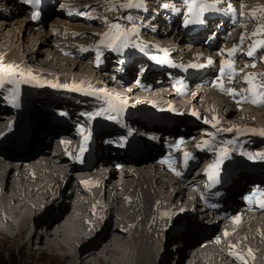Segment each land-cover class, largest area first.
I'll list each match as a JSON object with an SVG mask.
<instances>
[{
  "label": "bare ground",
  "instance_id": "6f19581e",
  "mask_svg": "<svg viewBox=\"0 0 264 264\" xmlns=\"http://www.w3.org/2000/svg\"><path fill=\"white\" fill-rule=\"evenodd\" d=\"M44 1L47 0H40V4L38 6L29 5L30 7L26 10L27 6L25 4L22 5L23 0H6L5 2L10 3L13 10L7 11L3 7H0V18H2L0 19V43L3 40L1 34L6 28V25L13 26V23H9L7 20L11 16L15 15L17 19L15 18L14 22L21 25L16 32V34H18V39L21 38L20 40L24 39V35L29 34V32L34 28L31 27L29 23L31 21L36 22L38 29H40V45H46L50 48L42 54H45V58L47 60L50 59V56L52 57L51 60L54 62L53 67L62 70L65 68L69 69L68 67L70 65V74H72L77 67L80 69L81 65H84V67L88 66L91 69L92 66L89 64V58H91L90 52H94V50L91 49L90 51L81 52V49L82 47H85L84 43L86 41L89 42L93 40L94 37H97L98 33L104 34L105 32L95 31L97 30L96 28L90 30V27L93 24L86 26L87 23H85V25H80L85 29L78 28L74 33L76 34L75 37L83 33L84 35L88 34L89 36L87 35V38L83 37L85 38V41H78L74 39V37L69 40H65L64 42H60L54 36V33H50V29H43L46 21L53 18L56 20L52 23L53 28L58 29L65 26L66 24L62 26L59 20H57V17L72 18V16L80 11L74 9L78 3H82L80 6H83V9L85 8L84 5L94 7L93 11H90V9H88L89 7H87V14L93 16L91 19L93 21H97V26L102 27L103 24L100 23L105 22L106 20L95 12V10H97L95 8L99 6V1L94 0L92 3L91 0H48L49 2L47 3ZM66 1L69 3L68 8L71 6L73 7L68 10L71 12V15L64 12L67 10L63 7V4ZM150 1L149 3L146 1V3L154 6V2L151 3ZM160 1L165 3L170 2V4H173L175 7H178V3H180L179 0ZM211 1L214 3V0ZM229 1H232V3L243 2L240 0ZM246 1L256 3L260 2L264 4V0ZM3 2L4 1H1V3ZM155 2L157 3V1ZM216 2H221V4L225 5L226 1L222 2V0H216ZM89 3H91V5H89ZM181 5L184 6V3L182 2ZM10 6L9 9L11 8ZM184 8L186 7L184 6ZM36 10L41 13V16L44 15V17L41 18L39 16L38 20H33L31 18L30 22H28V18L19 17L21 14L24 17L31 11L36 12ZM136 12L138 14L140 13L139 11ZM24 13L28 14L23 15ZM146 17L147 16H145V18ZM242 17V21L247 20V17L250 18L247 13ZM160 18L161 17H158L157 20ZM69 20L76 23L70 24L71 26L68 25V27H72L74 25L76 27L78 23L80 24V21L72 19ZM77 20H79V18ZM258 20L261 21L262 18ZM226 23L227 21L224 22V24ZM151 25L152 23L146 25H140L138 22L131 23V26H139L140 28L139 34H133L132 37L138 41L148 44L149 46L159 48L163 52H170L171 54L178 51L180 54H184L196 47L194 50L197 51L199 56H197L196 52H194L187 54L188 57L185 59L177 57L185 62L203 63L206 62V60H204L206 57L209 61H212L213 64L220 66V61H225V58L222 56L227 57V52H225L224 49L231 46L232 43L229 44V42L233 41L230 40L226 44H223L220 40H217L213 46H209V44L204 42V39L199 36V34L190 38L188 35L183 33L180 25L171 30H164L158 27L155 34H150ZM251 25L252 23H248V26ZM242 28L243 27L241 25H238L236 32L241 31ZM33 32L34 31L32 30L31 33ZM173 33L177 35L178 41L176 42L173 39L176 42V46L170 47L168 39L165 42L164 39H162V36L169 37ZM31 37L38 41V39H36L33 35ZM102 38L103 36L100 39L92 41L93 43L90 45H96L97 47L100 45ZM184 43L188 44L187 48L183 47ZM247 44L248 43L243 45L239 44L240 47L236 48V55L234 57L236 64L234 71L237 74L236 77L232 78L231 82H229V84L233 87L240 84L245 85L246 83L242 82V76L246 74H259L257 75L258 78L264 81V58L262 59L264 51H260L250 60V58L246 55ZM21 48L22 45L12 48L11 52L4 55L5 57L2 58V60L4 59L2 63H4V65L10 64L14 58H18ZM62 50H68L69 52L74 53L76 56L75 59H68V57L60 59L55 53L59 52L61 55L63 54ZM217 51H220V54H217ZM222 52L225 53V55H222ZM207 54H209V56ZM93 55L94 57L95 55L99 56V60H102L101 66H110L113 58L116 57L115 54H112V52L107 50L105 47L100 49V53H95ZM137 59H139V57L138 55H135L132 62H135ZM241 59L244 60L239 61ZM99 60H97V67L98 71L101 73L98 75L103 74L105 79L109 81L108 83L111 84L112 81L105 72L107 69L100 67ZM62 63L63 65H66V67H64ZM103 63H105V65H102ZM246 63L248 64L247 67H245ZM253 64L255 65L254 67L252 66ZM80 70L84 71L85 69L81 68ZM86 70L89 69L86 68ZM17 72L25 74V69L17 66ZM211 72H215L213 67L208 68L206 74H210ZM167 74H169V76L174 75L173 71L169 72V69L162 71H148L146 73L142 82L145 85H149V87L143 91L144 95L142 100H146L147 102L134 106V109L137 110L138 107L142 106V104H144V106L146 104L145 113L142 115L141 120L138 121L139 123L136 120H133L131 123H136L137 126H139L138 129H140V123H145L147 125L146 130L154 129L162 131V134H159L162 138H171L168 133H174V131L178 132L180 125L184 126L185 131L182 133V139L179 140L180 142L175 144L177 145L176 149L178 147L190 148L195 151L193 153L200 155L196 161L193 171L190 174L186 173L183 176L184 182L187 183L185 185L186 194H184V187L179 186L177 183L172 182L169 179L162 178L159 172H154L153 170L149 171L143 166L144 163L148 162L150 163L149 166L152 167L154 165L152 163L153 158L150 155V150L146 151L147 158L145 160L138 158L131 162L127 161V159H120V166L117 167L109 161L111 159H108L109 162L106 161L103 164H98L90 169H86V173H75L71 167V161L67 156L69 155V152L75 148V143L73 141L75 133L70 134L73 127H67L64 132L57 137L45 135L41 139L37 138L36 140L40 144L34 145V140H32L31 137L41 128V122L36 118L35 120H31V132L23 139L18 151L15 153L12 151L6 152V149L13 148V142L17 143V141L22 137L21 133L23 131L22 127L24 122V119H22L17 132L10 134L9 138H2L0 143V235H7V238L15 240L18 236L20 237L23 233H25L26 238L28 235L29 242L34 244L33 241L35 240L33 239L37 235H34L33 232L37 229L36 221H40L41 217V224H39L40 222L38 223L40 229L38 232L39 238L37 237L38 240L35 241V244L38 247L44 246L43 250H46L48 253L55 254L56 256H62L64 259L71 257L72 261L75 263L79 261V264H132V260L135 261V264H154L155 257L157 256V246L159 244L158 240L160 239L159 236L165 234L174 223V220L170 217L168 210L164 207L163 203L160 202L158 197H156V194L159 195L162 192H168V195L165 199H162V201H167V204L170 202L173 203V208H198L194 205L198 204L201 200L197 185L207 179V175L205 173L209 167V163L216 160L215 150H218L221 147H227L230 150L241 149L242 151H247V154H255L252 148L258 144H264V137L259 135L260 132H258V129L260 128L256 125H253L252 132L247 131L249 135L251 133L253 134L250 136L238 131V128H243L245 125L233 126L232 129L237 130L240 135L235 136L233 134L234 141L231 144H220L222 137L230 132H217L215 128H219L220 130L224 128L217 125L213 128L208 122L205 123L206 119L204 118V116L207 117V112L210 115L216 116L217 113L222 110L221 114L225 111V115L227 114L226 118L229 119L233 117L232 115L239 114V109H241V117L245 116L242 114H245L247 111L244 110L248 109L251 112V116L249 118H255L252 117L254 116L252 112L256 110L259 111V108L263 106H251L249 104H245V101H243L244 103H242L240 107H236L238 104L233 103V101L235 99H240L242 95L240 94V91H236V95L231 94V97L219 93V95L229 101L231 104L230 108L228 106L222 107V100L214 102L216 100V97L214 96L201 94L202 100L204 99V102L209 104L206 108L207 112H205L204 108H202L200 110L201 116L197 115L190 117V109L182 110V112L181 110L176 109L180 106L176 102V97L179 99L183 98L182 100L185 99L184 102L187 101L188 103L197 104L200 94L196 91L187 97L185 96L181 98L178 92L170 88L169 76ZM178 75V73L175 74V76ZM161 77L164 78V81L160 83L159 79H161ZM225 77L228 78L227 75H225ZM49 80L50 83H48ZM68 80L69 79L65 78L64 85H68ZM74 81V88L77 90L69 91L62 87H58L59 85H63V83L57 78L48 76L46 73L38 78L34 82V85L39 86L40 90L38 93L34 92L35 95L31 100L35 113L39 112L41 104L58 107L60 105L65 106L66 104H69L70 101H76L78 103V107L83 109L84 112H93L98 109H102L101 104L93 97L79 96L75 94V92L79 90L78 86L81 84L89 86L88 90L91 93L102 91L104 86H97L91 82V79L90 81H87L86 79L76 78ZM90 83L94 85H90ZM151 84H153V88H151ZM253 91L255 92V89H253ZM194 95H196V98ZM156 96H162V98L158 99L159 102L154 103V101L149 100L156 98ZM153 105H155L156 108H154ZM162 106L163 108H161ZM170 106L175 107L173 111H176L174 114L177 115H174L166 109ZM242 110L244 111L243 113ZM25 111L26 108L21 109L22 113ZM19 113L20 112L17 111L14 118L12 117L14 113H12L9 108L0 113V134L4 131V129L6 130L8 128L7 126L9 123L12 122V126L16 123ZM185 117H188L189 119H186ZM21 118H23V115ZM152 119H157L161 125L156 126L152 123ZM261 120H264V113H261L258 118H255V121ZM80 124L85 125L84 123ZM75 125L76 124H73V126ZM262 129L264 130V127ZM83 130L84 132H88L86 125ZM206 133H216V139L213 140L212 137L210 135H206ZM55 138L61 139L55 140ZM205 139L208 142L210 140L209 148H212V150H209V153L206 151L201 152L196 147L197 144L201 143L200 140ZM62 141L64 143H62ZM250 142H253V144H250ZM249 161L259 160L253 159ZM154 167H158V164H155ZM107 171H109V178L105 175ZM90 174L96 175L99 179V187H97L95 182H91L89 184L85 183L84 180L86 176ZM179 181L183 183L181 179H179ZM133 184H135L137 191L134 193L135 197L130 198L126 196L125 193L132 187ZM145 184L146 186H144ZM51 186H53V190L57 192V195L58 193H62L61 201L59 200L60 203H57L56 199L51 195ZM226 192L229 193L231 190ZM258 195H260L262 200H264V185ZM35 196H37L39 200L40 204L38 205L31 202V199ZM171 196H173L172 199H170ZM176 196H180L177 199L179 200L177 203L175 201ZM229 196L230 198H233L234 193H229ZM159 197L161 198L162 196ZM255 208L256 209L253 211L252 216L251 213L245 214L250 217L243 219L245 225H243L241 230H236L234 232L230 231V229L226 226L228 219L227 215L224 217L225 220H220L218 224L213 227L212 234L204 238V240L208 250H212L214 252L211 254H209L210 252L207 253V256H211L208 261L204 262V264H229L227 262H234L236 264H264V231H261L260 234H256L257 232L254 231L259 228L264 230V209L259 206H255ZM55 209L58 210L57 213H55ZM31 210H34L36 217L35 221L32 219V223L30 220ZM189 215L191 217L190 211L186 217ZM200 215H203V213L198 211L196 216ZM11 218H13V220H11ZM205 219L208 220L206 216ZM76 226L80 228L81 231L77 229ZM27 228L28 231L26 232L25 230H27ZM243 230H247V233L241 232ZM100 232L102 234L97 235ZM44 236L45 241L42 242L41 237ZM189 237V240L192 241L194 234H189ZM78 241L81 245H83V247L79 246L78 251H75V253H77L75 255V253H71V246L75 245ZM177 241H180L177 246L185 244L182 238H177ZM87 244H89L90 247ZM85 245L87 246L85 247ZM122 246L126 247V250L121 248ZM177 249L179 250V247ZM130 252V257H132V259L131 262H128L127 254L130 255ZM181 252L182 250L180 253ZM134 257L136 259H133ZM69 261V264H71V260ZM171 261L170 259L168 260V254H166L165 259L163 261L159 259L156 264H171ZM175 264H180V258L176 259Z\"/></svg>",
  "mask_w": 264,
  "mask_h": 264
},
{
  "label": "rangeland",
  "instance_id": "374dc122",
  "mask_svg": "<svg viewBox=\"0 0 264 264\" xmlns=\"http://www.w3.org/2000/svg\"><path fill=\"white\" fill-rule=\"evenodd\" d=\"M1 1H4V2L1 3ZM5 1L6 0H0V7H3L7 11L8 10H13V7L10 6V3H7ZM98 1H99V6L95 8V9H97V10H95V12L98 13V15H100L101 17L105 18V20H106L105 22H101L100 23V24H103L102 27L97 26L96 25V22L97 21H93L91 19L93 16H90V15L87 14V10L90 9V11H93L94 10V7H90L88 9H86L87 7H86V5H84L85 8L83 9V6L82 7L80 6V4H82V3H78L74 9L80 10V11L77 14H75L74 16H72V18L71 17H67V16L66 17L68 19L67 18H59V17H57L58 18L57 20H59V22L62 24V26L66 24L65 26H63V27L61 26L62 28H58V29L53 28L52 23H54L56 21L53 18V19L47 20L45 24L43 22V24H44V29L43 30L50 29L49 30L50 33H52V34L54 33V36L60 42H64L65 40H69L70 38H74L75 35H76V34H74L75 31H76V29H78V28L85 29L84 27L80 26V25H85V23H87L86 26L93 24L90 27V30H93V28H96L97 30H95V31H101V32H107L109 30V26L112 23H119L122 28H128V29L135 28L136 31L135 32H132L131 34H136V33L139 34V29H140L139 26H137V27H135V26L134 27H130L131 26L130 23L131 22L133 23V20H134V22H136L135 17H138V14L133 11L134 8H131L130 10H127V8L125 6H121L120 5L122 3L121 0H98ZM222 1H224V2L226 1V2H231L232 3V1H229V0H222ZM240 1H243V2L232 3V4L234 5V7L236 9L247 10L248 11L247 13L252 12L254 9H257L258 6H264V4H262L260 2H257V3L256 2H251V1L248 2L246 0L245 1L244 0H240ZM92 2H94V0L93 1L91 0V3ZM150 2L152 3L153 1L151 0ZM65 3H67V4H65ZM65 3L63 4V7H65V9H67V10L64 11V12L67 13V14H69V15H71V12L68 11V10L72 9L73 7L70 4L71 7L68 8L69 7V3L67 1ZM91 3H89V5H91ZM124 3L126 4L127 1H125ZM242 4L245 5V7L241 8V5ZM22 5H24L23 2H22ZM9 6L11 7L10 9H9ZM112 6H115V7H113V10H110V8ZM27 8L28 7H26V10H27ZM37 11L38 10H36V12ZM33 12L34 11H31L29 14L28 13H24L23 15L28 14V15H26L24 17L21 14V16H19V17L20 18L21 17L22 18H28V20H29L28 22H30V19L32 18ZM81 13H84V14L82 15ZM261 13H264V12L257 11L256 14L258 16V14H261ZM40 17L43 18L44 15L41 16V13H40ZM15 18H16V16L13 15V16H11L7 20L9 23H13V26L6 25V28L3 30V33L1 34L2 35L1 37L3 38V40L0 43V61H1L0 63L1 64H4V63H2L3 60H4V59L2 60V58L5 57L4 55L6 53L11 52V49L14 48L15 46L22 45V48L20 50V55L21 56L18 55V58H14L11 61V64L12 65H17L18 67H21V68H24L25 65L31 66L34 69L41 70L42 72H45L48 76L57 78L60 82L63 83V85L65 84V78L66 79L72 78L73 80H75L76 78H80V79H86L87 81H90V79H91V82L94 83V84H96L97 86H111L112 85V83L111 84L108 83L109 81H107L105 79V76L103 74L98 75L101 72L98 71V67H97V55H95V57L93 55L95 53H100V49L101 48H104V47L103 46H97L96 47V45H90L91 43H93L92 41H95L96 39H100L103 36V33H98V36H97L98 38L97 37H94V38L92 37L93 40H91L89 42L86 41L84 43L85 44V47L84 48L82 47L83 51L81 50V52L90 51L91 49L94 50V52H90L91 58H89V64L92 66V68L90 69L88 66H85L86 68H88L91 71L86 70V68L84 67V65H81L80 69L81 68H84L86 71L85 70L84 71L83 70L81 71L79 69V67H77L76 70H74L73 73L70 74V72H69L70 71V65L68 67L69 69H67V68L62 69V70L61 69H57V68L53 67L54 62L51 60L52 57L50 56L49 57L50 59L47 60L45 58V54H42L44 51L49 50L50 48L48 46H46V45H40V43H39V32H40V29H38V25H36V22L35 21H33V22L31 21L29 23V25L31 27H34L32 30L35 33L34 32L31 33L32 32V30H31L29 32V34L24 35V39H22V40H20L21 38L18 39V36H17L18 34H16V32H17V29L19 27H21V25L18 24V23H16V22H14L15 21ZM78 18H79V20H77ZM0 19H2V18H0ZM69 19L76 20V21H80V24L78 23L76 25V27H75V25L72 26V27H68V25L75 24L76 23V22L70 21ZM0 25H1V23H0ZM50 26H51V28H50ZM147 32H149V31H147ZM32 35L36 39H38V41H36L34 38H32L31 37ZM87 35L88 34L84 35V33H83V34H80L79 36L77 35L74 39H76L78 41H85V38H83V37H86L87 38ZM174 35L175 34L173 33L170 36L168 35L169 37L162 36V39H164L165 42L168 39L170 45L172 46L174 44L173 46H175V43L178 41V37H177V35H175V36ZM160 42H161V39H160ZM182 45H183V43H182ZM233 46L234 45H232L231 47L233 48ZM183 47L184 48L185 47L187 48L188 47V44L187 43H184V46ZM195 48H193V50H190L189 52H185L184 54H189V53L196 52V50H194ZM232 48H230V49H228L226 51H229ZM200 50H202V49H200ZM62 53L63 54H61V55L59 54V52L58 53H55V54L57 56H59L60 59L63 58V57H68V59L69 58L75 59V57H76L74 53H71L68 50H62ZM216 53L217 54H220L219 52H216ZM222 57L225 58V60L227 59V57H225V56H222ZM263 58H264V54H263L262 59ZM77 60H81V59H77ZM242 60H244V59H241L239 61H242ZM263 61H264V59H263ZM99 62H100L99 64H101L102 63V60H99ZM221 62L222 61H220V63ZM62 65H63V63H62ZM102 65H105V63H103ZM63 66L66 67V65H63ZM93 70H94V72H93ZM256 81L258 82V79H256ZM48 83H50V80L48 81ZM94 84H91L90 83V85H94ZM151 88H153V84H151ZM108 89H110V88H108ZM143 95H144V93H143ZM171 97H173V96H171ZM159 98H162V96L161 97L160 96H156V98H152V99H149V100L154 101V103H156V102H159L158 101ZM182 99H180V100L182 102H184L185 99L184 100H182ZM178 101H179V98L176 97V102L178 103ZM153 106H154V108H156L155 105H153ZM183 106H185L183 110L190 109L187 105H184L183 104ZM161 108H163V106ZM174 108L175 107L170 106L169 108H166V109L169 112L173 113ZM259 109H260L259 111L256 110V111H253L252 112L254 114V116H252V117L258 118V116L261 113H264V106L261 107V108H259ZM10 115H12V114H10ZM174 115H177V114H174ZM240 115H241V109H239V114L232 115L233 117H231L233 119V121L237 122L234 126H237V125L243 126V125H245L243 128H238V131L240 133H244L247 136H250V135H253V134L251 133L249 135L247 133V131H251L252 132L253 131V125H256V123H257L258 125L264 126V120L255 121V118H249L251 116V112L247 116L245 114L244 117H241ZM12 117L14 118V114L12 115ZM35 117L36 116H34V120H35ZM11 129L12 128H9L7 130L4 129V130H5V132L6 131L7 132H10ZM217 129H219V128H215V130H217ZM222 130H224V129H222ZM38 132H39V130L36 133H38ZM222 132L226 133V131H222ZM2 133H3V131L1 132V134ZM1 134H0V136H1ZM233 134H234L233 131L230 132V133H227V135H225L224 137H222V140L226 141L227 139H229V140H231L233 142L234 141V135ZM222 140L220 141V144L222 143ZM39 144L40 143H38V145ZM8 150H10V149H8ZM184 194H186L185 191H184ZM61 195H62V193H60V196ZM180 196H182V195H180ZM180 196H178V197H180ZM178 197L176 196V201H177ZM31 202L34 203L35 205L40 204L37 196H35L34 198H32L31 199ZM31 216H32V218H31ZM28 219H29V217H28ZM32 219L34 221L36 219L34 210H31V212H30V220H31V223L33 222ZM11 220H13V218H11ZM41 221H42L41 217H40V221H36V227H37V229H36V231L33 232L34 235H37L33 239L35 241L38 240L37 239V237L39 236L38 235L39 234L38 232L40 231L39 224H41ZM26 226H25V228H26ZM76 228L81 231V229L78 228L77 226H76ZM25 231L27 232L28 231V228ZM25 231H23V232H25ZM31 238H33V237H31ZM41 239H42V242L45 241V236L44 237H41ZM35 241H33L34 244H31L29 242L28 235H27V238L25 237V233H23L20 237L18 236L15 240L12 239V238H7V235H0V264H69L70 263L69 260H71V264H79V261L76 262V263L74 261H72V258L71 257L70 258H67V259L66 258L64 259L62 256H56L55 254L48 253L46 250H43V247L44 246H42V247L39 246L38 247L35 244ZM87 245L89 246V244H87ZM87 245H85V247ZM79 246H82L83 247V245H81L79 241L76 242L75 245L71 246V253L74 254L75 251H78V247ZM121 248H123V249L126 250V247H124V246H122ZM76 254L77 253H75V255ZM127 256H128L127 257V261L128 262L129 261L131 262V259H132V257H130L131 256V252H130V255L127 254ZM133 259H136V258L134 257ZM168 259H172V258L168 257ZM172 262H174V260L171 261V264H173ZM131 263L132 264H135V261L132 260Z\"/></svg>",
  "mask_w": 264,
  "mask_h": 264
},
{
  "label": "snow or ice",
  "instance_id": "6c2138e0",
  "mask_svg": "<svg viewBox=\"0 0 264 264\" xmlns=\"http://www.w3.org/2000/svg\"><path fill=\"white\" fill-rule=\"evenodd\" d=\"M183 2V0H182ZM187 2V7H188V12L187 14L184 15V18L182 20V24L185 28L192 26V25H199L204 22L205 13L214 6V3L216 0H214L213 4H209L208 0H186ZM23 3L25 5H36L38 6L40 4V0H23ZM142 3V0H127V3L125 5L126 8H136L139 7ZM89 7L90 6H86ZM245 7V5H241V8ZM229 11H234L232 6L229 4L228 6ZM179 11V10H177ZM257 11L264 12V6H258L257 9H254L252 12L247 13V15L252 19V20H258L261 19V17L257 16ZM82 15L84 13H81ZM239 15L244 16L246 15L243 11L239 13ZM40 16L39 12H33L32 14V19L33 20H38ZM135 28H122L119 23H112L109 26V30L103 34V38L100 42V45L98 46H103L109 51H115V52H120L122 49L126 48L129 46V35L132 32H135ZM253 36L256 35H264V24L258 26L256 30L252 33ZM246 37L244 35H241L240 37V45L244 44ZM236 48L237 46H233L231 50H229L226 55L228 59L225 61L221 62L218 77L222 78L223 76L227 75L229 80H231L237 73L234 71V67L236 64V60L234 59L236 55ZM83 51V49H81ZM260 51H264V40H257L254 42V44L249 48L247 51L246 55L248 58H253L256 54H258ZM222 55H225V53H221ZM97 60H99V56H97ZM158 63H163V61H157ZM209 63H212V61H209ZM248 64H245V67H247ZM253 67L255 66L254 64L252 65ZM259 74H251V79L249 76H245L243 83H246L249 85L247 92L248 95H245V100H248L251 98V103L253 105H260L264 106V81H261L257 83L255 81V76ZM20 77V82L22 83H31L32 80H35V77L32 76L31 73H28L27 77H25L24 73L17 72V66H14L12 64H0V87H3L5 83L7 82H12L13 80L16 79V77ZM214 86L216 84V81L213 82ZM58 87H62L65 90L69 91H75L77 89L75 88H69L67 85H59ZM255 89V92L253 91ZM229 94L236 95L235 91L233 89H227ZM240 94H244V90H241ZM258 96V98H256ZM13 106L14 107H19V102L17 99V94H13ZM119 111L120 109L117 107H110L108 109H98L93 112H82L80 115L82 117H85V122L89 126V131L87 135H83V129L85 125L78 124L77 125V131L82 135V142L81 146L79 149V153L76 156L77 160H81L86 152L90 150V145L93 140V130L91 129L90 125L91 123L96 120L97 118H103L107 121H117L119 119ZM58 115L61 117H65L68 114L64 111L58 112ZM193 115H196L193 113ZM215 119V118H214ZM207 123V121H205ZM213 128L216 127V125H212ZM219 131H227V132H232L233 129H225V130H220L217 129V132ZM206 135H210L213 140L216 139V133H206ZM259 135L261 137H264V130H261ZM110 142V141H109ZM180 141L178 140L177 143ZM62 143H64L62 141ZM231 140H226L222 141V144L228 145L231 144ZM208 141L204 140L201 141L200 144H197L196 147L198 149L204 150L203 146H207ZM123 146V144H121ZM208 150H212L209 148ZM234 149H229L227 147H221L218 150H215V155H216V160L212 165H209L208 169L206 170V175L208 177L209 183L206 185L208 188H213L216 185L221 184L222 181V172L226 171L229 162L232 160V155H233ZM242 155H245L242 153ZM247 157L249 160L257 159L259 161H264V152L261 153H255V154H247ZM195 157L191 155L188 152L184 153L183 156V163L184 166L187 167L188 163L192 160H194ZM176 175H181L180 172H176ZM252 196L256 195V193L250 194ZM246 201L249 199V196H245L244 198ZM258 206L262 209H264V200L259 201ZM183 211V210H181ZM236 220H239V216L235 218Z\"/></svg>",
  "mask_w": 264,
  "mask_h": 264
},
{
  "label": "trees",
  "instance_id": "16d2710c",
  "mask_svg": "<svg viewBox=\"0 0 264 264\" xmlns=\"http://www.w3.org/2000/svg\"><path fill=\"white\" fill-rule=\"evenodd\" d=\"M11 126H12V122L8 124V126H7L8 128L7 129L11 128ZM7 133L8 132L7 131L5 132V130H4L3 133L1 134V137H3L4 135H6Z\"/></svg>",
  "mask_w": 264,
  "mask_h": 264
}]
</instances>
